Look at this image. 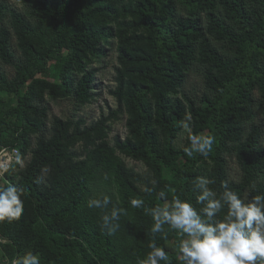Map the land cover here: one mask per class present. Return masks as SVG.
<instances>
[{"label":"trees","instance_id":"16d2710c","mask_svg":"<svg viewBox=\"0 0 264 264\" xmlns=\"http://www.w3.org/2000/svg\"><path fill=\"white\" fill-rule=\"evenodd\" d=\"M19 1L22 9L0 0V151L31 159L23 169L14 163L0 183L22 188L24 204L18 220L0 222V264L27 251L41 264H138L153 241L169 257L160 264H182L184 237L168 225L151 232L147 210L163 206L161 191L198 212L200 176L218 196L264 194V0ZM114 49L119 110L89 127L50 120L46 97L89 102L96 65ZM194 76L200 95L187 91ZM120 112L128 134L111 144L107 124ZM186 116L190 135L215 137L206 156L186 155L190 135L177 144ZM78 142L81 153L71 149ZM123 156L143 162L150 175ZM103 195L111 198L108 209L88 206ZM133 198L143 205L132 207ZM113 206L127 214L109 235L101 217Z\"/></svg>","mask_w":264,"mask_h":264},{"label":"clouds","instance_id":"9594fccd","mask_svg":"<svg viewBox=\"0 0 264 264\" xmlns=\"http://www.w3.org/2000/svg\"><path fill=\"white\" fill-rule=\"evenodd\" d=\"M185 117V121L190 120ZM182 121V127L189 128V124ZM190 146L184 149L187 156L199 153L206 156L212 151L215 137L212 135H190ZM17 163L23 167V162L17 158ZM214 183L207 177L200 176L196 180L199 189L196 202L204 204L200 212L187 200L174 197L171 202L165 199V192L159 196L164 200L163 206L148 209L152 217L153 234L161 233L164 226L178 231L182 237L179 244L180 260L182 264H257L264 262V194H257L248 199L239 193L225 190L219 196L210 184ZM253 189L255 184L251 186ZM150 192V189H145ZM23 189L14 184L0 186V222L18 220L24 212L21 199ZM111 198L103 195L93 197L88 201L89 207L102 211L108 209ZM132 207L140 208L144 201L133 198ZM227 206L223 218H218L221 210ZM127 212L124 208L113 206L102 217V227L109 235L114 234L120 227L118 221ZM146 258L138 264H160L167 262L169 257L165 248L158 246L154 241L149 244ZM11 264H41L39 254L32 251L12 260Z\"/></svg>","mask_w":264,"mask_h":264},{"label":"rangeland","instance_id":"374dc122","mask_svg":"<svg viewBox=\"0 0 264 264\" xmlns=\"http://www.w3.org/2000/svg\"><path fill=\"white\" fill-rule=\"evenodd\" d=\"M17 8L22 9L23 5L19 0H10ZM53 63V62H52ZM98 68L96 83L92 91V97L89 102L83 105L77 104L72 99H57L53 100L46 97V104L49 108V119L52 120L53 117L57 116L64 121H71L72 124H80L82 127H89L92 124L97 123L102 115L108 116L111 111H117L120 108L118 99L114 95L118 84L116 81L117 70L120 67L118 62V56L115 49L102 63L96 65ZM3 69L6 70L9 77L13 78L14 70L9 66H4ZM201 81L196 76L190 81L187 87V91L191 94L200 95L202 92ZM7 99L13 98L11 95H5ZM16 104V101H14ZM127 120L128 115L125 112H120L118 117L112 119L107 124V140L113 144L119 138L124 140L127 137ZM189 124V128L185 129L182 127L181 132L178 135L177 144L182 146L188 136L191 134V126L189 121H185ZM205 135V134H202ZM73 152L81 153L84 150V145L82 142L76 143V145L71 147ZM128 167L135 172L142 174L144 176H149V168L141 161L128 158L123 156ZM31 156H28L23 163V169L26 167L28 161H30ZM230 170L231 175L234 178H238L240 175L239 164L235 158L230 160ZM2 183V180H0ZM257 264H260L257 262Z\"/></svg>","mask_w":264,"mask_h":264},{"label":"built area","instance_id":"2783aa9c","mask_svg":"<svg viewBox=\"0 0 264 264\" xmlns=\"http://www.w3.org/2000/svg\"><path fill=\"white\" fill-rule=\"evenodd\" d=\"M19 151L17 149L4 148L0 151V180L5 178L12 165L17 162Z\"/></svg>","mask_w":264,"mask_h":264}]
</instances>
